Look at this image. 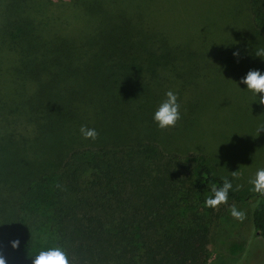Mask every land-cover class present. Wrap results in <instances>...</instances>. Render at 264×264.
I'll return each instance as SVG.
<instances>
[{"label": "trees", "instance_id": "1", "mask_svg": "<svg viewBox=\"0 0 264 264\" xmlns=\"http://www.w3.org/2000/svg\"><path fill=\"white\" fill-rule=\"evenodd\" d=\"M68 1L85 10L81 28H51L49 15L36 22L25 0H7L10 14L0 15V71L10 72L0 75V256L33 264L46 246L69 264L195 261L208 242L205 200L223 178L170 142L185 144L180 134L206 105L201 92L186 94L202 78L264 72L255 54L264 0H229L223 27L198 10L190 20L202 24L184 30L156 26L144 9L156 0L128 11L115 10L122 0ZM169 90L181 105L175 137L154 121ZM83 125L98 138L84 139ZM254 194L251 221L264 242V196Z\"/></svg>", "mask_w": 264, "mask_h": 264}, {"label": "rangeland", "instance_id": "2", "mask_svg": "<svg viewBox=\"0 0 264 264\" xmlns=\"http://www.w3.org/2000/svg\"><path fill=\"white\" fill-rule=\"evenodd\" d=\"M25 1L32 12H35V15L30 14L35 16L36 22L43 16L51 17L52 23L47 24L51 28H58L57 25L81 28L85 21L80 19L85 10L81 7L67 6L68 0ZM122 1L116 11L138 8L130 5L135 3L134 0ZM5 5L7 0H0V15L10 14V11L5 9ZM228 8H230L229 0H156L149 7H144L146 12L157 17L155 18L157 27L171 30H184L202 24L203 20L193 24L190 20L191 15L202 9L211 12L213 15L211 19L217 22L218 27H223L228 22L232 23L221 14ZM139 11H141L140 7ZM230 11L235 12L236 7ZM236 19L235 14L234 21ZM188 22L192 25H187ZM97 24L98 21L91 27ZM2 54L10 53L4 50ZM11 56L9 55L8 59ZM9 74L6 64L1 69L0 75L9 77ZM245 76V72H232V74L207 78L206 81L202 78L197 87L189 89L186 94L195 96L201 92L206 105L193 123L188 124L190 128L187 137L180 134V140L183 139L182 137L186 138L185 144L176 142V138L170 142L169 147L178 154L208 164L213 173L223 179L227 177L233 183V191L246 197L244 200L228 198L227 204L212 208V211L201 208L210 220L207 230L208 242L205 251L188 264H264V242L255 232L251 221V212L257 196L254 194L253 185L249 183L255 177L257 170L264 168V131H258L259 126L264 124V105L258 103L256 94L247 90L245 84L240 83ZM12 118L13 115L10 114V119ZM179 125L180 122H177L175 127L168 128L169 132L172 131L170 137L178 135ZM23 126L21 123L17 124V128L13 130ZM235 171L238 174L234 178L232 172ZM237 186H239L238 191L235 190ZM232 205L246 213V218L242 222L231 216ZM47 248L43 247L44 250Z\"/></svg>", "mask_w": 264, "mask_h": 264}, {"label": "clouds", "instance_id": "3", "mask_svg": "<svg viewBox=\"0 0 264 264\" xmlns=\"http://www.w3.org/2000/svg\"><path fill=\"white\" fill-rule=\"evenodd\" d=\"M255 54L264 58V49L257 50ZM233 55L239 57V52H235ZM240 83L245 84L247 90L256 94L258 96V103L264 105V72L255 69L249 70ZM165 95L166 98L160 103L154 113V121L160 129L175 127L181 119V105L178 102V95L172 90L167 91ZM258 131H264V124L259 126ZM80 133L84 139L96 140L99 136V133L94 128L90 129L86 125L80 127ZM237 174L236 171L232 172L234 178ZM249 183L253 185V190L256 193L264 196V168L258 169L255 177ZM230 190H233V183L225 177L222 186L216 187L213 185L211 189L212 195L205 200V206L215 209L222 204H227ZM235 190L238 191L239 186ZM230 214L241 222L246 218V213L238 210L235 205L230 207ZM19 244V240L12 241L14 248H18ZM0 264H6L3 256H0ZM33 264H69V259L67 253L62 248L54 247L41 250L33 259Z\"/></svg>", "mask_w": 264, "mask_h": 264}]
</instances>
